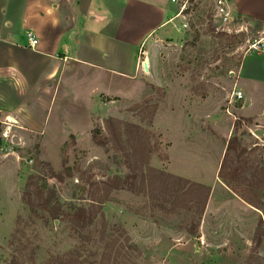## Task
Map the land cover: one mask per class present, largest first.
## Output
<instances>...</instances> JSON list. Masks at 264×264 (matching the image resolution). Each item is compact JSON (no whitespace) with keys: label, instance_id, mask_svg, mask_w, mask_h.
<instances>
[{"label":"rangeland","instance_id":"rangeland-1","mask_svg":"<svg viewBox=\"0 0 264 264\" xmlns=\"http://www.w3.org/2000/svg\"><path fill=\"white\" fill-rule=\"evenodd\" d=\"M180 11L176 5L164 35L139 51L137 70L134 44L116 46L115 52L102 55L101 65L78 64L67 71L72 72L68 93L60 91L45 111L42 134L11 122L8 136H0V264L15 259L19 264H47L68 251H76L84 264H98L104 249L101 232L105 228L111 235L119 227L130 238L125 242L120 237V242L132 264H251L258 233L253 238L257 244L249 242L247 260L241 251L223 250L217 234L211 244L203 243L198 207L181 208L172 198L144 190L130 145L124 143L126 152L119 150L120 141L110 136L105 123L118 119L121 131L125 122L139 125L149 132L151 166L213 184L214 203L243 207L227 193L220 195L222 186L214 177L235 133L246 148L244 156L264 175V83H251L253 102L239 82L242 61L244 76L264 70V44L250 48L264 36L262 27L240 17L223 24L214 17L210 0H192ZM90 18L82 15L78 23L84 28L98 25ZM80 42L78 32L76 45ZM236 82L244 97L230 104ZM3 126L0 122V134ZM94 134L109 139L107 144H97ZM65 161L71 175L63 181L52 178L51 169L63 172ZM127 175L136 176L137 182L111 190L101 206L103 215L98 212L85 227L71 220L75 207H89L93 193H104L103 182ZM27 191L34 206L27 202ZM55 210L60 211L57 218Z\"/></svg>","mask_w":264,"mask_h":264},{"label":"crops","instance_id":"crops-1","mask_svg":"<svg viewBox=\"0 0 264 264\" xmlns=\"http://www.w3.org/2000/svg\"><path fill=\"white\" fill-rule=\"evenodd\" d=\"M227 9L232 17L260 23L264 35V0H228ZM175 13L172 0H0V121L9 116L42 134L45 111L60 91L68 93L72 72L67 71L77 69L78 64L101 65L102 55L126 44L138 45L137 70L139 51L153 37L164 35ZM82 15L98 25L84 28L78 23ZM28 32L38 39L35 48L29 47ZM78 32L81 42L77 46ZM242 63L239 82L254 102L249 87L253 81L264 83V70L244 76ZM214 181L222 186L220 195L227 193L243 207L215 204L214 185L199 182L211 186L199 239L211 244L217 234L223 250L241 251L245 256L252 250L249 242L259 243L250 260L264 264L263 207L244 201L217 174Z\"/></svg>","mask_w":264,"mask_h":264},{"label":"trees","instance_id":"trees-1","mask_svg":"<svg viewBox=\"0 0 264 264\" xmlns=\"http://www.w3.org/2000/svg\"><path fill=\"white\" fill-rule=\"evenodd\" d=\"M107 129L110 136L117 138L120 141V145L116 146L119 150L126 152L127 147L124 143L130 145V156L133 158L134 172L140 173V185L144 190L149 189L150 195L163 198H172V203L175 206L181 208L191 209L197 206L198 212L202 215L206 204L208 202L211 186L205 185L199 182L190 181L178 175L171 173H165L164 171L157 169L149 164L150 162V139L148 137V131L143 130L139 125L133 123H123L124 130L121 131V124L118 119L107 118L105 120ZM236 123H234L235 127ZM123 132L126 135V139L123 142ZM94 140L99 145H106L109 139H98L96 134L93 135ZM116 142V141H115ZM117 145V142H116ZM231 152L235 154V157L231 156ZM246 148L243 146L241 139L238 135L232 134L226 143L225 153L218 170L219 178L239 197L250 205L260 208L263 206V187H264V175L259 169L257 164L251 162V160L244 156ZM250 169V175H246L245 171ZM264 171V170H263ZM72 173L71 167L64 162V171L56 172L51 169L50 176L63 181L65 175L70 176ZM33 176L27 180V185H30ZM128 181L137 182V177L134 175H127L124 179L115 177L103 182L105 191L101 195L93 193L91 195V204L89 207H75L74 211L69 215L71 220L78 226L85 227L92 223L100 212L102 215V204L109 199V192L113 189L120 188L123 183ZM148 186V187H147ZM27 202L31 206H34V199L31 193L27 191ZM98 206V207H97ZM178 208V207H177ZM59 210L52 212V215L57 218L60 213ZM104 225L106 224L103 221ZM116 233L106 235V229L101 232V238L104 240V249L99 258L98 264H132L131 258L124 252V244L120 242V237H123L125 242H129L130 238L126 233V230L122 227L115 229ZM194 234V231L190 232ZM11 264H19L15 259ZM47 264H84L83 260L79 257L76 251H68L63 254L54 255Z\"/></svg>","mask_w":264,"mask_h":264},{"label":"built area","instance_id":"built-area-1","mask_svg":"<svg viewBox=\"0 0 264 264\" xmlns=\"http://www.w3.org/2000/svg\"><path fill=\"white\" fill-rule=\"evenodd\" d=\"M190 1H192V0H172V2L174 4L179 5V7L181 9V11H180L181 13L188 8V4ZM195 1H197V0H195ZM210 1L215 5V8H216V12L214 14V17L218 18L219 21H221L225 25L230 24L233 21V17L230 15V13L227 9L228 0H210ZM223 29L225 30V29H227V27L223 28ZM27 34H28V40H29V47L35 48V46L38 42V39L31 32H28ZM262 44H264V36L262 38H260L258 41H256L254 44H251L250 48L257 50L260 47V45H262ZM142 65H143V70H144L145 63L143 62ZM237 87H238V84L236 82L233 86L231 95L229 97V103L230 104L232 102H234V100H236L238 102L244 97L242 91L238 90ZM7 118H9V116H6L4 120L0 121L2 124H4V126H3L4 129H2V132L0 134V136H2V138L7 137L6 136V132H7L6 130L8 127L7 122H9L7 120Z\"/></svg>","mask_w":264,"mask_h":264},{"label":"bare ground","instance_id":"bare-ground-1","mask_svg":"<svg viewBox=\"0 0 264 264\" xmlns=\"http://www.w3.org/2000/svg\"><path fill=\"white\" fill-rule=\"evenodd\" d=\"M145 64L147 63V61H145L144 62ZM7 120L9 121V122H7V124H8V127H7V132H6V136H8V130H9V128H11V122H13L14 120L13 119H11L10 117L9 118H7Z\"/></svg>","mask_w":264,"mask_h":264},{"label":"water","instance_id":"water-1","mask_svg":"<svg viewBox=\"0 0 264 264\" xmlns=\"http://www.w3.org/2000/svg\"><path fill=\"white\" fill-rule=\"evenodd\" d=\"M146 66V65H145Z\"/></svg>","mask_w":264,"mask_h":264}]
</instances>
